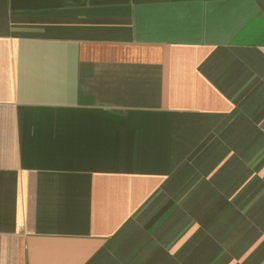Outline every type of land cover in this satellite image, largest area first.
Instances as JSON below:
<instances>
[{"label":"crops","instance_id":"crops-1","mask_svg":"<svg viewBox=\"0 0 264 264\" xmlns=\"http://www.w3.org/2000/svg\"><path fill=\"white\" fill-rule=\"evenodd\" d=\"M0 264H264V0H0Z\"/></svg>","mask_w":264,"mask_h":264}]
</instances>
